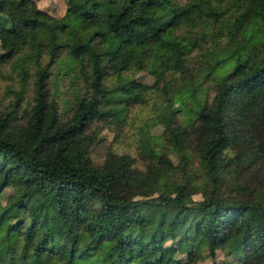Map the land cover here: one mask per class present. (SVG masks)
<instances>
[{"label":"trees","instance_id":"16d2710c","mask_svg":"<svg viewBox=\"0 0 264 264\" xmlns=\"http://www.w3.org/2000/svg\"><path fill=\"white\" fill-rule=\"evenodd\" d=\"M65 3L56 17L35 0H0V61L17 53L22 80L32 75L21 115L17 106L0 111V264H99L103 254L110 264H192L217 249L219 264H264V0ZM206 17L225 23L233 59L220 61L216 51L193 72L186 57L197 39L176 29ZM63 58L88 83L66 117L49 83ZM149 59L152 83L122 73ZM176 70L195 87L208 81L203 96L173 107L184 109L183 120L160 116L158 139L177 161L153 147L142 165L112 148L95 161L92 122L123 118L152 86L169 106L163 76ZM106 87L109 110L99 97ZM235 236L240 250L229 247Z\"/></svg>","mask_w":264,"mask_h":264},{"label":"rangeland","instance_id":"374dc122","mask_svg":"<svg viewBox=\"0 0 264 264\" xmlns=\"http://www.w3.org/2000/svg\"><path fill=\"white\" fill-rule=\"evenodd\" d=\"M37 5L50 13L53 16L60 17L65 13L66 3L65 0H35ZM223 21H215L209 17L198 18L193 23L183 22L176 29L177 33H187L197 39V45L186 57V65L190 67L193 72L200 70V65H203L204 59L216 52L217 58L220 61H227L233 59L231 52L224 49L227 46V34ZM253 41H248L246 46H250ZM28 51V50H26ZM18 55L14 54L7 60L0 61V111H6L13 106H17L16 111L21 115L22 108L27 106L31 101V79L29 75L26 82L22 80L19 66ZM150 59L139 69L135 65H127L123 68L122 73L135 76L137 80L145 83H152L154 75L150 72L147 66ZM63 60L58 64L56 71L58 73L54 77L49 78L51 85L52 96L59 100L58 114L60 117H66L71 113L72 106L75 103L77 96L85 94L87 91V80L81 73L75 75V71H66L64 69ZM32 66V65H30ZM171 81L170 91L172 93L171 102L165 104L164 95L155 91V87H148L144 93V99L140 102L128 104L126 107L125 116L123 118H116L115 116H108L105 120L98 119L92 122L91 128L96 129L98 132V139L93 146L91 156L95 161H100L104 156L107 148H112L117 152H129L137 159V164L142 165V161L146 160L144 156L145 147H153L165 151L173 161H177L176 152L169 147L162 146L163 141H160L159 136L163 130V122L161 121V114L166 110L175 115L177 120H183L186 117L184 109L175 110L177 105L184 106L190 103L192 97L196 94L202 95L206 92L208 84L204 82L200 87H195L192 82H188L186 78H182L178 70L168 71L163 77ZM53 78V79H52ZM115 78L113 74L105 77L107 82ZM163 81L159 82V85ZM172 88V90H171ZM109 88H104L100 92V99L104 109L109 110L110 104L107 102L109 99ZM167 107V108H166ZM171 109V110H170ZM9 125L13 121H8ZM166 143V142H165ZM144 158V159H143ZM195 158V157H194ZM193 158V159H194ZM192 159V166L198 167L197 160ZM195 173V179L200 181L201 171L198 167ZM122 185H130V183L121 182ZM12 191L11 186L6 185L3 187L1 199L4 201L7 194ZM222 193H227L229 186L222 184L220 186ZM157 191H154L156 194ZM135 197H141L136 195ZM193 199H200L201 192L196 191L192 194ZM243 238L235 236L229 241V247L232 249L240 250L242 247ZM110 242H105L106 247H110ZM203 252V250H202ZM102 254V251H100ZM225 254L222 249H217L214 257L202 253L194 259L192 264H219ZM99 264H110L109 258L102 255L98 262Z\"/></svg>","mask_w":264,"mask_h":264}]
</instances>
